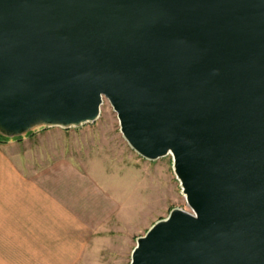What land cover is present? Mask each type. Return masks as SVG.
Listing matches in <instances>:
<instances>
[{
  "label": "water",
  "instance_id": "water-1",
  "mask_svg": "<svg viewBox=\"0 0 264 264\" xmlns=\"http://www.w3.org/2000/svg\"><path fill=\"white\" fill-rule=\"evenodd\" d=\"M173 156L190 210L130 264H264V0H0V134L97 121Z\"/></svg>",
  "mask_w": 264,
  "mask_h": 264
},
{
  "label": "rangeland",
  "instance_id": "rangeland-1",
  "mask_svg": "<svg viewBox=\"0 0 264 264\" xmlns=\"http://www.w3.org/2000/svg\"><path fill=\"white\" fill-rule=\"evenodd\" d=\"M84 182L101 191L90 206L114 216L105 226L57 225ZM176 207L190 210L173 156H140L108 99L81 127L0 134V264H130L137 239Z\"/></svg>",
  "mask_w": 264,
  "mask_h": 264
},
{
  "label": "crops",
  "instance_id": "crops-1",
  "mask_svg": "<svg viewBox=\"0 0 264 264\" xmlns=\"http://www.w3.org/2000/svg\"><path fill=\"white\" fill-rule=\"evenodd\" d=\"M75 182V181H74ZM76 184V182H75ZM84 186L73 187V191L69 194H72V199L69 197V200L74 203V208L70 209H62L59 211L58 219L60 220V223L57 225L60 226H80V227H86V226H105L107 225V222H102L104 219H108L111 214L113 217L114 212L116 209L113 208L111 212H105V216L103 215L102 208L100 206H90L89 201L94 200L99 203L102 199L99 195H101V191L97 188H92V186L89 187L90 184L84 182ZM82 185V184H81ZM94 195L96 196V199L88 198L86 196L88 195ZM78 195V196H77ZM84 201V202H83ZM71 203V204H73ZM86 204L83 206V204ZM89 207V208H87ZM111 213V214H108Z\"/></svg>",
  "mask_w": 264,
  "mask_h": 264
}]
</instances>
